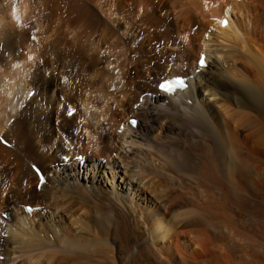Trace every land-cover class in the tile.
<instances>
[{
  "label": "bare ground",
  "instance_id": "obj_1",
  "mask_svg": "<svg viewBox=\"0 0 264 264\" xmlns=\"http://www.w3.org/2000/svg\"><path fill=\"white\" fill-rule=\"evenodd\" d=\"M263 187L264 0H0V264L229 263Z\"/></svg>",
  "mask_w": 264,
  "mask_h": 264
},
{
  "label": "rangeland",
  "instance_id": "obj_2",
  "mask_svg": "<svg viewBox=\"0 0 264 264\" xmlns=\"http://www.w3.org/2000/svg\"><path fill=\"white\" fill-rule=\"evenodd\" d=\"M124 27V24L122 25V28ZM97 36V35H96ZM96 38V37H95ZM91 40V42L87 39L86 40V46H88L89 48L92 46V44L91 43H93L92 41H93V39H90ZM89 42V43H88ZM180 41H178V43H179ZM90 44H91V46H90ZM92 48V50H93V46L91 47ZM91 48L89 49L90 51H91ZM229 63V64H228ZM227 67H230V66H232V62H230V60H228V62L225 64ZM230 65V66H229ZM114 90H115V87L113 88ZM207 95V94H206ZM207 97H210V96H207ZM142 98H140V100H141ZM120 129L122 130L123 129V125H121L120 126ZM117 153L118 152H114V155L115 156H117ZM76 158H78V156L76 157ZM175 185H173L172 183H170V186L172 187V186H175L176 188H181L182 186H185L186 184H184L183 183V185H182V183H174ZM180 184L182 185V186H180ZM174 187V188H175ZM185 187H187V185L185 186ZM196 190V189H195ZM195 190H193L192 189V187L190 188V190H186L185 192H186V194H191L192 192L194 193L195 192ZM189 192V193H188ZM256 192H258V193H256ZM255 193L256 194H253L254 195V197H253V200H255V202L256 203H262V202H264V187L263 188H261V189H259V191H256ZM263 194V195H262ZM258 195V196H257ZM260 196V197H259ZM258 198V199H257ZM199 200H200V202L202 201H204V200H202V198H199ZM193 206H195V205H193ZM264 214L263 213H261L260 214V218L258 217V219H257V222L255 221L254 223H244V225L243 224H241L238 228V231L240 232V234H242V235H245V234H248V235H245V236H243V242H244V245H242L240 242H237L236 240H234V239H228V237L225 235V233L222 231V230H219L218 231V234H217V238H214V237H212L213 239H215V241L213 240L212 242V245L214 244H216L217 243V241H218V246H220L221 247V245H219V243H221L222 242V250L223 249H225V251L224 252H227L228 250H229V252H230V250H232L231 252H230V254H231V256H230V254H229V252H227L228 254H226V256H227V260H228V257H229V263H228V261H223V263H221V264H240L241 262H243L244 264H245V262H246V264L248 263V262H250V259L248 258V257H254V254L256 255V256H259L260 257V259H261V256H264V255H262V254H264V216H263ZM224 216L225 215H222V217H220V219H219V221H223L225 218H224ZM235 216L237 217V219H239V220H241V221H244L245 219H247L248 218V214L246 213V212H236L235 214H234V218H235ZM262 219V220H261ZM261 220V221H260ZM221 223V222H220ZM242 232V233H241ZM222 233V234H221ZM250 235V236H249ZM223 236V237H222ZM238 236H239V234H238ZM248 236V237H247ZM255 236H256V239H254L255 238ZM226 239H225V238ZM244 237H245V239H244ZM247 237V238H246ZM251 237V238H250ZM254 237V238H253ZM259 238V240H257ZM222 239V240H221ZM221 240V241H220ZM228 240V241H227ZM253 240H257L258 241V243H257V241H254L255 243L253 244ZM261 241V242H260ZM215 242V243H214ZM251 242V243H250ZM260 242V243H259ZM246 244V245H245ZM251 244V245H250ZM253 244V245H252ZM228 245V246H227ZM224 246V247H223ZM236 246V247H235ZM213 247V246H212ZM212 247H211V249H209V250H212ZM241 247V248H240ZM258 247V248H257ZM231 248V249H230ZM226 249H228V250H226ZM257 250V251H256ZM211 252V251H210ZM209 251H208V253H207V255L206 256H208L209 254H211ZM212 252H213V250H212ZM235 252V253H234ZM255 252V253H254ZM256 252H257V254H256ZM261 254H260V253ZM233 253V254H232ZM213 254V253H212ZM211 254V256L209 255V258H212V255ZM235 255V256H234ZM245 257H244V256ZM250 255H252V256H250ZM248 256V257H247ZM232 257H234V258H232ZM244 257V258H243ZM248 258V262H247V258ZM259 257H257V259L259 258ZM208 258V257H207ZM232 258V259H231ZM246 258V259H245ZM256 258V257H255ZM225 259V260H226ZM231 259V260H230ZM244 260H246V261H244ZM232 261V263H230ZM240 262V263H239ZM242 263V264H243Z\"/></svg>",
  "mask_w": 264,
  "mask_h": 264
},
{
  "label": "snow or ice",
  "instance_id": "obj_3",
  "mask_svg": "<svg viewBox=\"0 0 264 264\" xmlns=\"http://www.w3.org/2000/svg\"><path fill=\"white\" fill-rule=\"evenodd\" d=\"M201 63H203V62H201ZM181 83H182V81H181ZM69 114H71V113H69Z\"/></svg>",
  "mask_w": 264,
  "mask_h": 264
}]
</instances>
